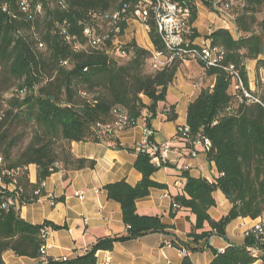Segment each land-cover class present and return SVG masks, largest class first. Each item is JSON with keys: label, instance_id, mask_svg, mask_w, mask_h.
<instances>
[{"label": "trees", "instance_id": "trees-1", "mask_svg": "<svg viewBox=\"0 0 264 264\" xmlns=\"http://www.w3.org/2000/svg\"><path fill=\"white\" fill-rule=\"evenodd\" d=\"M19 1L0 0V76L7 84L16 82L9 97L0 98V179L6 185L0 189V264H6L3 254L8 250L41 259L36 264H97L98 252L112 250L116 242L167 233L173 227L162 221V215L140 214L136 209L137 200L148 196L152 188H166L153 179L163 163L153 162L150 152L142 150V142L131 147L123 144L117 132L134 127L140 118L149 128L159 114L165 120L178 118L176 105H170L167 96L178 69L190 57L166 49L150 14L148 34L153 48L173 59L161 69L154 68L152 49L132 38L118 46L123 61H117L118 49L110 51L114 37L125 34L141 0H33L31 14ZM173 1L191 7L192 23L198 18L199 3L210 12L219 10L213 0ZM37 4L42 13L35 11ZM124 7L116 23L106 17ZM233 10L237 37L225 27L206 36L211 46L224 49L225 56L221 66L200 61L215 82L202 87L189 104L186 123L190 131L184 140L189 146L195 142L202 146L219 176L210 181L183 170V193L174 195L170 211L173 217L183 208L195 217L187 240L173 239L171 245L188 252L210 248L213 259L209 264H253L248 238L243 245L230 244L223 251L213 248L210 238H226V227L236 218L264 219V84L257 82V88L251 89L247 66L256 60L257 76L264 69V0H246ZM199 36L194 26L188 36L192 46H198L194 41ZM230 65L236 74L228 70ZM239 80L242 86L236 88ZM177 136L182 139L178 131ZM205 139L211 143L208 149ZM88 140L136 154L134 167L142 174L136 185L126 179L104 184L108 198L121 206L126 230L98 238L73 258L47 256L42 250L46 244L42 231L64 226L47 219L30 223L21 216L22 206L46 194L44 182L52 173L62 171L68 180L70 171L94 168V159L72 152L73 141ZM31 164L37 167L35 184L30 180ZM216 190L231 204L217 220L209 213L217 205ZM181 264L192 262L185 255Z\"/></svg>", "mask_w": 264, "mask_h": 264}, {"label": "crops", "instance_id": "crops-1", "mask_svg": "<svg viewBox=\"0 0 264 264\" xmlns=\"http://www.w3.org/2000/svg\"><path fill=\"white\" fill-rule=\"evenodd\" d=\"M207 14H213L208 24L200 28L199 12L194 23L200 33L194 44L202 46L210 43L206 38L219 27L230 29L237 37L236 26L232 21L219 17L205 8ZM136 37L149 39L148 29L138 21ZM145 28L143 29L142 26ZM129 29H126V32ZM129 40H127L128 42ZM141 45V44H140ZM150 49V48H149ZM264 58V56H261ZM250 87L257 88L254 80L256 60L248 61ZM264 69L260 70V75ZM264 75V72H263ZM215 76L206 75L205 68L196 58L190 57L183 61L173 83L169 87L168 103L176 105L178 118L174 121L165 120L159 114L151 121L153 137L156 143L168 142L171 149L166 153L163 165L154 173L153 179L164 183L166 188H152L148 196L137 200L136 209L140 214H160L162 221L172 226L167 233H150L137 239L116 242L112 250H100L97 264H181L184 255L179 248L171 245L173 239L180 242L187 240L188 232L195 221L194 215L181 208L175 216L170 215L174 195L183 193L185 179L183 170H188L194 177H205L210 181L219 176L216 164L210 161L207 152L200 144L188 145L177 136L178 126L187 121L189 104L198 96L202 87H212ZM148 102V99H146ZM144 124L138 119L134 127L120 130L117 136L123 144L133 146L143 139ZM72 152L77 157H85L96 161L94 168H82L69 172V179H63V172L52 173L44 182L46 194L37 201L22 206L21 216L33 224H41L46 219L64 226L60 229H48L46 239L47 256L56 258H73L90 249L98 238L107 235L121 234L126 230L122 209L117 201L109 199L104 184L126 179L136 185L142 174L135 167L136 154L126 149H114L104 143L72 142ZM30 180L37 181V167L29 166ZM13 187L11 186L10 189ZM217 205L210 208V215L217 219L226 215L231 208L230 201L221 190L213 193ZM64 196V200L56 198ZM251 225L250 217H239L226 227V238L214 235L210 238L213 248L223 251L230 244L243 245L244 232ZM209 228V227H207ZM192 264H209L213 259L210 248L203 251L188 252ZM6 264H36L41 259L17 256L11 250L3 254Z\"/></svg>", "mask_w": 264, "mask_h": 264}, {"label": "built area", "instance_id": "built-area-1", "mask_svg": "<svg viewBox=\"0 0 264 264\" xmlns=\"http://www.w3.org/2000/svg\"><path fill=\"white\" fill-rule=\"evenodd\" d=\"M246 0H213L212 3L216 9H219L217 14L226 20L232 21L235 16L233 8L235 6L242 7L245 5ZM22 4H25L26 13H32V0H22ZM145 9H152V12H157L156 27L158 31L162 33V41L168 51L173 53L183 54V56L188 55L189 57L196 58L202 61L207 66H221L224 60L225 51L220 46H211L210 43H204L202 46L194 47L188 39V36L193 33L194 23L191 22L192 9L190 6L177 5V2L173 0H163L161 4L151 3L150 0H142V7L138 12H133L136 15V21H139L147 29H149L148 18L145 16ZM118 30V29H117ZM86 32V30H85ZM95 37L99 36L95 34ZM110 50L118 49V46ZM199 47V48H198ZM154 54L158 56V64L162 65L164 62H170L173 56L168 57L166 53L161 51H156L152 48ZM123 51L118 49V57H121ZM234 66L230 65L228 70L232 73L234 72ZM236 74V72H234ZM264 84V79H262ZM239 87L236 84V88ZM246 95L252 98L251 94L245 91ZM190 131L189 125L185 122L178 126V132L182 136L183 140L188 139V133ZM153 135V129L149 127H144L143 130V140H142V150L145 152L148 150L152 156L153 162L160 165L165 159L166 153L171 149L168 142L156 143L151 141L150 137ZM198 143V142H195ZM204 145L208 149L211 145L208 139L204 140ZM1 162V158H0ZM6 185L2 183L0 179V189ZM43 236L48 235V229L42 231ZM244 237L248 238L250 243L249 247L255 252V260L253 264H264V219L256 218L251 219V225L246 228L244 232ZM47 243L42 247L45 252ZM180 252L185 256L188 254V250L184 247L180 248ZM63 259H67L64 257Z\"/></svg>", "mask_w": 264, "mask_h": 264}, {"label": "rangeland", "instance_id": "rangeland-1", "mask_svg": "<svg viewBox=\"0 0 264 264\" xmlns=\"http://www.w3.org/2000/svg\"><path fill=\"white\" fill-rule=\"evenodd\" d=\"M198 9H199V12H201V17H200V28H201L204 25H207L208 24V21L207 20L210 19V18H213V14H211V13L209 14V12L207 14L204 5L201 4V3H199ZM261 16H264V12L261 14ZM128 23H129V25H128V29L129 30L127 32H125V34L123 36H116V37H114V41H113L114 42V44H113L114 47L113 48H115L116 46L121 45L122 43H127V40H131L133 38L132 35L136 37L137 31H138V29H137L136 26H139L138 25L139 24L138 21H136L135 19L131 18V19H129ZM144 27L142 26L143 29H145ZM87 32L89 33V30H87ZM138 38H139L140 44L142 46H144L146 48H150V49L153 48V44H152L150 38L149 39L147 38V40H145V41H144V39H141L140 37H138ZM97 39H96V41H97ZM38 51L44 52L46 50H44V48L43 49H39L38 48ZM122 57L123 56H121V57H118L117 56V61L122 62L123 61ZM155 63L158 64V59H156L155 61H153V67L154 68H155ZM166 63H168V62H164L162 64L165 65ZM159 66H161V65H159ZM157 69H159V68H157ZM263 72H262V75H259V76L255 75L254 80L262 83L263 82L262 79H264ZM15 83H16L15 81H12V82H10V83L7 84L4 76L3 77L0 76V98H2V97L4 99L8 98L9 95L12 93V90L15 87ZM140 142H142V141H140ZM163 143H165V142H163Z\"/></svg>", "mask_w": 264, "mask_h": 264}, {"label": "bare ground", "instance_id": "bare-ground-1", "mask_svg": "<svg viewBox=\"0 0 264 264\" xmlns=\"http://www.w3.org/2000/svg\"><path fill=\"white\" fill-rule=\"evenodd\" d=\"M21 1V5H22V9L25 11V4H22V0H20ZM19 1V2H20ZM33 1V0H32ZM150 2L151 3H154V4H161V3H163V0H150ZM177 5H179L178 3H177ZM142 7V0L140 1V2H138V4L136 5V8H135V11L134 12H138L139 13V10H140V8ZM42 6L40 5V4H37L36 5V12H38V13H42ZM125 7H124V9H122V10H120V11H114V12H110V13H108L107 15H106V17L107 18H109V19H111V21H113L114 23H116L117 21H119V19H120V16H122L121 14L124 12L125 13ZM150 14H152L153 16H154V19H155V21H157V12H152V9H145V16H147V18L149 17V15ZM134 18L133 19H135L136 20V15H134L133 16ZM131 19V18H130ZM128 21H129V19H128ZM159 33H160V35H161V37H162V33H161V31H159ZM97 41L99 42L100 41V38H98L97 39ZM96 42V41H95ZM156 59H158V56H157V54H154L153 53V61H155ZM164 66V64H162L161 66H159V65H157L156 63H155V68H159V69H161L162 67ZM240 86H242V82L239 80V87ZM249 248V250H250V252H251V254L252 255H254L255 256V252H254V250H252V248L251 247H248Z\"/></svg>", "mask_w": 264, "mask_h": 264}]
</instances>
